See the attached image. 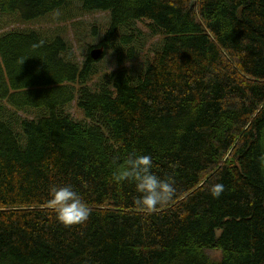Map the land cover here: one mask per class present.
I'll return each instance as SVG.
<instances>
[{
    "label": "trees",
    "instance_id": "obj_1",
    "mask_svg": "<svg viewBox=\"0 0 264 264\" xmlns=\"http://www.w3.org/2000/svg\"><path fill=\"white\" fill-rule=\"evenodd\" d=\"M91 13L112 69L74 52ZM0 15L21 25L0 26V264H264V0H0ZM132 152L176 188L150 214L111 180ZM65 184L82 224L49 203Z\"/></svg>",
    "mask_w": 264,
    "mask_h": 264
},
{
    "label": "clouds",
    "instance_id": "obj_2",
    "mask_svg": "<svg viewBox=\"0 0 264 264\" xmlns=\"http://www.w3.org/2000/svg\"><path fill=\"white\" fill-rule=\"evenodd\" d=\"M153 168V159L150 155L132 152L111 174L114 183L127 182L134 185L137 193L136 205L149 214L169 203L176 194L172 178H162L153 171ZM210 191L214 197H218L223 191V185L215 184ZM49 203L53 207L57 221L66 227L86 222L92 211L80 193L70 184L52 185L49 188Z\"/></svg>",
    "mask_w": 264,
    "mask_h": 264
},
{
    "label": "rangeland",
    "instance_id": "obj_3",
    "mask_svg": "<svg viewBox=\"0 0 264 264\" xmlns=\"http://www.w3.org/2000/svg\"><path fill=\"white\" fill-rule=\"evenodd\" d=\"M7 15H0V26L6 27L10 26L8 29H12L15 26H21L16 24H9ZM73 20V28L70 30L69 35L70 39L74 41L76 44H73L74 52L76 56L81 60L82 56L88 53V47L93 48L98 45L97 37H92L93 27H97L99 29L98 36H101L103 30L106 28V23L108 22V16L102 13H91V14H81L75 17ZM58 25H62L64 23L57 21ZM9 24V25H8ZM39 26V25H38ZM67 26H70L69 24ZM96 36V35H95ZM99 48V47H94ZM147 55V54H146ZM99 65L101 68L106 70L112 69L113 64L110 56L106 55L101 57L99 60ZM142 64V59H137L134 61L132 66V70H135L137 65ZM68 112H70L71 116L75 120H81V114L76 112L73 108L69 107ZM214 251L209 252V254L213 255Z\"/></svg>",
    "mask_w": 264,
    "mask_h": 264
},
{
    "label": "water",
    "instance_id": "obj_4",
    "mask_svg": "<svg viewBox=\"0 0 264 264\" xmlns=\"http://www.w3.org/2000/svg\"><path fill=\"white\" fill-rule=\"evenodd\" d=\"M103 55V48H97V49H93L91 52H90V58L93 60V61H97L99 60Z\"/></svg>",
    "mask_w": 264,
    "mask_h": 264
},
{
    "label": "bare ground",
    "instance_id": "obj_5",
    "mask_svg": "<svg viewBox=\"0 0 264 264\" xmlns=\"http://www.w3.org/2000/svg\"><path fill=\"white\" fill-rule=\"evenodd\" d=\"M100 48V47H99ZM93 49H97V48H91L90 50H89V57H90V52L93 50ZM104 56V50H103V55H102V57ZM98 61V60H97Z\"/></svg>",
    "mask_w": 264,
    "mask_h": 264
}]
</instances>
